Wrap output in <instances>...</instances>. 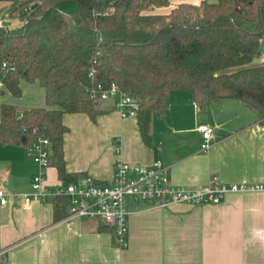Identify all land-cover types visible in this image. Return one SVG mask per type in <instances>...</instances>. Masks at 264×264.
Segmentation results:
<instances>
[{"label":"crops","instance_id":"1","mask_svg":"<svg viewBox=\"0 0 264 264\" xmlns=\"http://www.w3.org/2000/svg\"><path fill=\"white\" fill-rule=\"evenodd\" d=\"M11 1L0 3V9ZM202 1L169 0L153 12L165 14L178 4ZM1 21L11 28L22 25L19 18ZM32 84L29 100L2 101L45 107V91L37 90V85L43 89L38 82ZM97 108L101 114L95 121L87 113L64 114L69 127L64 159L72 175L66 182L51 165L45 172L49 189L110 183L118 160L142 165L161 160L177 185L200 187L214 177L223 184L264 185V126L240 100L227 98L200 109L190 91L172 90L165 117L152 120L150 144L138 117H121L115 100H101ZM202 126L214 128L207 150L202 149ZM27 147L0 144V188L8 199L0 203V264H264V189L229 193L220 203L205 205L162 206L130 197L129 242L123 248L110 229L100 230L101 220L68 218L67 203L59 196L24 206L23 196L32 193L33 178L41 171Z\"/></svg>","mask_w":264,"mask_h":264},{"label":"trees","instance_id":"2","mask_svg":"<svg viewBox=\"0 0 264 264\" xmlns=\"http://www.w3.org/2000/svg\"><path fill=\"white\" fill-rule=\"evenodd\" d=\"M62 1L15 0L0 9V20L22 21L0 25V144L27 147L49 138L52 165L69 182L63 116L87 113L95 121L101 111L89 88L100 82H115L140 101L138 125L147 144L172 90L190 91L200 109L240 100L264 126V63H253L262 57L264 0L181 3L165 14L150 11L169 0H72L77 9L70 12ZM4 61L19 74L7 72ZM23 78L45 89V107L20 112L2 101L6 90L22 96Z\"/></svg>","mask_w":264,"mask_h":264},{"label":"built area","instance_id":"3","mask_svg":"<svg viewBox=\"0 0 264 264\" xmlns=\"http://www.w3.org/2000/svg\"><path fill=\"white\" fill-rule=\"evenodd\" d=\"M2 65L7 72L19 74L17 67L8 61H4ZM90 76L95 77L93 69ZM89 92L94 101L115 100L121 117L138 114L140 101L115 82H100L90 87ZM200 130L203 137L202 149L207 150L214 128L202 126ZM27 153L39 164L41 171L33 178L32 193L23 196L25 207L30 206L34 199L46 198L49 195L66 196L68 218L101 220L112 229L115 243L123 248L127 247L129 242L127 201L130 197L162 206L176 203L205 205L218 204L229 193L264 189V185L223 184L217 177H214L210 184L200 187L177 185L171 180L170 168L161 160H155L151 165L130 164L118 160L114 178L110 183H68L49 189L45 185V172L52 165L50 139L42 137L32 141L27 147ZM7 202L6 192L0 188V203L5 205Z\"/></svg>","mask_w":264,"mask_h":264},{"label":"rangeland","instance_id":"4","mask_svg":"<svg viewBox=\"0 0 264 264\" xmlns=\"http://www.w3.org/2000/svg\"><path fill=\"white\" fill-rule=\"evenodd\" d=\"M60 7L66 12L74 11V10L77 9L76 4L72 0H64V1H62L60 3ZM154 10H151L150 12H153ZM248 25L251 26V27L254 26L253 23H248ZM263 57H264V55H263ZM262 63H264V60L262 61ZM21 81L24 84V90H23L22 96L21 97H15V96H13V94L11 92H9L7 90L5 95L3 96L4 100H9L10 102L19 101L20 100V101L24 102V101H27V100H29L31 98V95L29 94V93H31V89H29L28 87H34L35 85L34 84L31 85V83L27 82V80L25 78L21 79ZM36 88H37V90L39 89V92H41V93L42 92L44 93V91H45V89L43 87L42 88L44 90L40 89V87L38 85L36 86ZM100 101L101 100H97L96 102H100ZM18 108H19L18 109L19 111H22L23 109H28V108H31V107H24V106L22 107L21 106V107H18ZM32 159H33V157H32Z\"/></svg>","mask_w":264,"mask_h":264},{"label":"water","instance_id":"5","mask_svg":"<svg viewBox=\"0 0 264 264\" xmlns=\"http://www.w3.org/2000/svg\"><path fill=\"white\" fill-rule=\"evenodd\" d=\"M258 54L264 55V39H262L259 49H258ZM262 62L261 58H254L253 63H260ZM60 201H62L64 203V205H66L68 199L66 196H59L58 197Z\"/></svg>","mask_w":264,"mask_h":264}]
</instances>
